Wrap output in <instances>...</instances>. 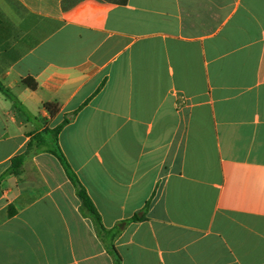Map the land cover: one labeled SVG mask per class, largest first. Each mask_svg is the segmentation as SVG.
Returning a JSON list of instances; mask_svg holds the SVG:
<instances>
[{
    "label": "crops",
    "instance_id": "0c3cea01",
    "mask_svg": "<svg viewBox=\"0 0 264 264\" xmlns=\"http://www.w3.org/2000/svg\"><path fill=\"white\" fill-rule=\"evenodd\" d=\"M0 82V264H114L42 122L122 264H264V0H0Z\"/></svg>",
    "mask_w": 264,
    "mask_h": 264
},
{
    "label": "trees",
    "instance_id": "16d2710c",
    "mask_svg": "<svg viewBox=\"0 0 264 264\" xmlns=\"http://www.w3.org/2000/svg\"><path fill=\"white\" fill-rule=\"evenodd\" d=\"M23 84H25L27 87H29L31 90H36L38 87L37 82L31 78H25L22 80ZM0 91L3 92L9 99H11L16 107H20L21 103L20 101L13 95V93L2 83L0 82ZM45 108L51 112V114L56 113V110H53V105L46 104ZM68 122V121H66ZM64 124L58 126L57 128L50 131L54 135L55 142L49 146V152L53 155H55L61 164L63 165L65 171L68 174L69 179L71 182L75 185L77 189L78 196L82 202L83 210L85 213L93 220V223L95 225V228L99 234V237L101 238L102 242L107 247L109 253L114 258V264H122V258L115 246L116 238L120 235L122 228L120 226H117L113 229H107L102 221V217L100 213L98 212L97 208L95 207L93 201L91 200L86 188L83 186L81 181L79 180L78 176L72 169L71 165L68 163L65 155L63 154L61 148L58 145V134L63 129ZM40 138L39 136L35 137V139ZM32 147V141L29 143L28 151ZM27 154H21L12 159V166H11V174L13 175H20L21 167L24 163L25 157ZM14 208L13 206L9 207V215H13ZM142 218L139 217V215H135L132 218V221H141ZM127 222H124L123 224H126Z\"/></svg>",
    "mask_w": 264,
    "mask_h": 264
},
{
    "label": "rangeland",
    "instance_id": "374dc122",
    "mask_svg": "<svg viewBox=\"0 0 264 264\" xmlns=\"http://www.w3.org/2000/svg\"><path fill=\"white\" fill-rule=\"evenodd\" d=\"M41 129H43V133H39L38 136L40 138L35 139L32 143L31 152L39 153V152H49V146L55 142L54 135L50 133L51 129L46 128L45 122H42Z\"/></svg>",
    "mask_w": 264,
    "mask_h": 264
}]
</instances>
